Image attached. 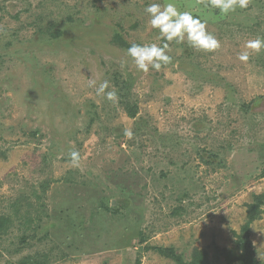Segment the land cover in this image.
<instances>
[{"label":"rangeland","instance_id":"obj_1","mask_svg":"<svg viewBox=\"0 0 264 264\" xmlns=\"http://www.w3.org/2000/svg\"><path fill=\"white\" fill-rule=\"evenodd\" d=\"M169 2L221 48L170 42L138 71L131 44L165 43L145 8ZM257 38L264 0H0V264H242L249 220L264 264V50L238 58Z\"/></svg>","mask_w":264,"mask_h":264},{"label":"clouds","instance_id":"obj_2","mask_svg":"<svg viewBox=\"0 0 264 264\" xmlns=\"http://www.w3.org/2000/svg\"><path fill=\"white\" fill-rule=\"evenodd\" d=\"M205 7L218 9L223 15L235 12L237 8L246 9L250 0H202ZM145 12L151 17L150 25L158 30L160 39L165 41L162 46L156 44L133 43L127 49L138 71L149 72L150 69L160 71L163 66L172 63V57L167 54L170 42L176 44L187 43V45L198 51L214 53L221 48L220 41L207 30V22L189 11H180L176 5L169 2L165 5L152 3L145 8ZM246 49L239 54L242 62H248L252 53L259 54L264 50V38L249 40L245 44ZM109 89V81L100 83L96 89L97 95H104L109 101H117L118 96L115 90ZM125 135L128 138L133 136L131 130L126 129ZM73 167L80 166V153L71 151L69 153Z\"/></svg>","mask_w":264,"mask_h":264},{"label":"trees","instance_id":"obj_3","mask_svg":"<svg viewBox=\"0 0 264 264\" xmlns=\"http://www.w3.org/2000/svg\"><path fill=\"white\" fill-rule=\"evenodd\" d=\"M54 33V32H53ZM52 34V36L57 35L58 32H55V34ZM116 40L120 41L121 38L118 35H115ZM124 43V41H122V44ZM125 111L126 114H128L129 117L135 118L136 116V106L135 105H130V104H126L125 105ZM258 214V211H253L252 213H250L249 218H255ZM8 219L4 218H0V230L2 228H4V226L6 225L5 223H7ZM250 221V220H249ZM249 221L243 226V231L242 234L240 236H238V246L241 248V253L238 256V259L240 260V262L242 264H255L257 261L255 259V253H254V248L252 245V242L250 240V238H248V223ZM168 256H170L172 259H174L175 261H177V264H184V262L181 260L180 257L176 256L171 250H167L166 253ZM21 264H43L42 261H38L35 259H32L31 257L28 258H24L21 262ZM191 264H211L210 261L208 260V258L206 257V254H201L197 257L194 258L193 262Z\"/></svg>","mask_w":264,"mask_h":264}]
</instances>
